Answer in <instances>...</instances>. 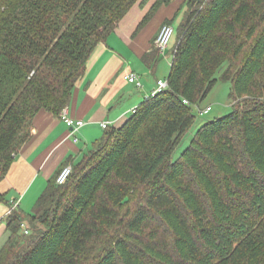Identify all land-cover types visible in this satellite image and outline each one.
Returning <instances> with one entry per match:
<instances>
[{
	"label": "trees",
	"instance_id": "obj_1",
	"mask_svg": "<svg viewBox=\"0 0 264 264\" xmlns=\"http://www.w3.org/2000/svg\"><path fill=\"white\" fill-rule=\"evenodd\" d=\"M139 1L0 0V182L35 115L61 114ZM171 1L155 0L139 29ZM183 5L163 23L178 31L168 86L106 128L64 184L60 168L31 213L10 208L0 264H264V0ZM226 63L234 109L173 159Z\"/></svg>",
	"mask_w": 264,
	"mask_h": 264
},
{
	"label": "crops",
	"instance_id": "obj_2",
	"mask_svg": "<svg viewBox=\"0 0 264 264\" xmlns=\"http://www.w3.org/2000/svg\"><path fill=\"white\" fill-rule=\"evenodd\" d=\"M184 1L172 0L162 5L140 29V23L155 0L139 1L107 40L99 43L66 106L71 117L85 122L82 127L72 133V128L61 118V114L56 115L46 109L35 115L32 137L19 150L7 176L0 182V193L7 200L0 202V247L7 239L3 220L15 202L22 211L26 212L24 207L28 206L33 209L58 170L78 162L104 137L106 130L102 124L108 122L109 127L121 126L132 109L162 79L156 78L160 61L154 63L150 58L143 57L156 47L155 41L162 24L186 10ZM131 72L139 76L142 88L125 78Z\"/></svg>",
	"mask_w": 264,
	"mask_h": 264
},
{
	"label": "rangeland",
	"instance_id": "obj_3",
	"mask_svg": "<svg viewBox=\"0 0 264 264\" xmlns=\"http://www.w3.org/2000/svg\"><path fill=\"white\" fill-rule=\"evenodd\" d=\"M179 22V21H178ZM176 24H174V28H176ZM176 30V29H175ZM259 30V29H257ZM258 32V31H257ZM178 31L174 32L169 47L166 49L164 53L161 54L160 59V66L158 68V72L156 74V78L165 79L170 73L171 66L170 63L172 62V48L177 41ZM237 64L233 68V71L237 70V67L240 65L241 57H239ZM228 69L227 63L222 66L217 73V78L219 77L217 83L214 85L212 90L209 92L207 97L199 104L193 106V111L196 115V119L194 124L191 128L184 134L181 143L177 146L175 153L173 155V159H177L183 150L189 145L191 139L195 135L196 131L203 125L204 123L213 120L217 117L224 116L229 114L234 109V100L231 97V81L230 80H223L220 74L224 73ZM232 71V72H233ZM264 98V97H263ZM236 101V100H235ZM207 106H211V110L208 112H200V110H204ZM63 111V110H62ZM24 206H27L24 203ZM26 213H31L32 209L28 207H24ZM6 238V235L1 239V243Z\"/></svg>",
	"mask_w": 264,
	"mask_h": 264
},
{
	"label": "built area",
	"instance_id": "obj_4",
	"mask_svg": "<svg viewBox=\"0 0 264 264\" xmlns=\"http://www.w3.org/2000/svg\"><path fill=\"white\" fill-rule=\"evenodd\" d=\"M175 32V28L173 25L171 24H163L160 28V31L158 33V36L156 38V47L160 50L161 53H164L166 51V49L169 47L171 38L173 36ZM125 78L131 82L134 83L138 88H142V82L139 79V76L135 73V72H131L128 73ZM168 86V79H159L156 83V87L151 91L152 94H155L156 92L166 88ZM148 95V94H147ZM186 103H188L187 100H185ZM209 110H211V106H207L204 110H200V112L202 113L204 112H208ZM61 118L67 123V125L69 127L72 128V133H74V130L82 127L85 122L82 119H75L73 117H71L68 114L67 111V107H65L63 109V111L61 112ZM103 128H108L109 127V123L108 122H104L102 124ZM75 140H78V138L75 136ZM72 172V166L71 165H67L65 167L62 168V170L59 172L58 176H57V183L58 184H64L68 177L70 176ZM18 206V202H15L14 207ZM25 226V225H24ZM25 232L28 233V229H25Z\"/></svg>",
	"mask_w": 264,
	"mask_h": 264
}]
</instances>
